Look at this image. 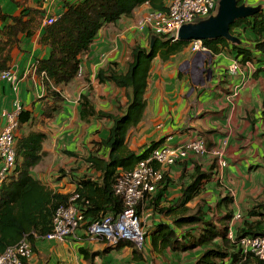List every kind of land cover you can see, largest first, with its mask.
Returning <instances> with one entry per match:
<instances>
[{"label":"crops","instance_id":"obj_1","mask_svg":"<svg viewBox=\"0 0 264 264\" xmlns=\"http://www.w3.org/2000/svg\"><path fill=\"white\" fill-rule=\"evenodd\" d=\"M76 0H26V7L41 9V24L30 36L20 34L18 44L9 55L8 67L19 79L16 90L0 79V130L5 121L3 110L10 111L16 99L22 110L30 113L28 122L14 131V136L35 131L45 134L42 145L44 156L31 173L52 190L62 194L74 190L76 180L83 175L98 177L85 159L97 149L96 143L105 139L112 125L107 118L80 117V98L86 95L93 110L114 116L123 113L129 89L116 87L110 82L100 83L98 71L108 67L125 73L135 47L148 49L154 34L135 29L139 19L152 11L148 4L136 8L129 17H121L114 23L102 26L89 49L80 61L81 75L69 83L59 86L62 100L56 103L57 111L52 118L43 117L46 93L42 76L33 69L36 60L46 59L49 48L40 43L44 20L62 12L65 2ZM171 0H167L169 4ZM246 5L264 7V0H245ZM24 6H17L12 0H0V15L19 16ZM1 17V16H0ZM9 19L0 18V28ZM151 43V45H152ZM206 62H203L206 58ZM235 55L224 48L216 54L193 53L189 44L180 52L163 60L152 59L144 92L145 108L141 121L127 134L130 150L139 152L152 142L163 140L161 145H179L195 138H202L206 146H216L226 140L224 159L227 162L222 172L205 183L203 191L188 206L202 204V210L216 213L217 203L226 196L232 197L229 209L234 214L244 215L253 201L264 193V123L262 103L264 99V74L253 73L246 81L239 95L228 100L232 82L238 80L228 76V67ZM254 72L263 69L259 62L252 63ZM243 70L244 67H243ZM52 88V86H51ZM100 150L99 154H103ZM207 167L206 158H197ZM187 161L160 167L168 177L167 190L159 207H168L181 195L180 188L185 181L182 170L192 168ZM63 171V172H61ZM163 175V176H164ZM155 195V194H154ZM152 195L151 197H154ZM150 197V198H151ZM219 213L226 208L220 206ZM146 241L138 254L133 257V248L121 246L108 248L103 242L87 238L81 229L75 236L62 242L37 239L35 251L26 264H194L202 253L196 248L186 252L165 249L152 251L149 233L159 222L171 223V217L158 214L151 208L141 212ZM178 234L180 230H176ZM148 235V236H147ZM99 252L92 263L86 261L79 249Z\"/></svg>","mask_w":264,"mask_h":264},{"label":"trees","instance_id":"obj_2","mask_svg":"<svg viewBox=\"0 0 264 264\" xmlns=\"http://www.w3.org/2000/svg\"><path fill=\"white\" fill-rule=\"evenodd\" d=\"M12 1L17 6H24V9L19 16L0 15L2 20L9 19V23L0 28V73L9 70V53L18 44V36H30L43 19L42 10L26 7V0ZM245 2L238 0V3ZM143 4H148L152 11H166L168 6L167 0H76L65 2L56 21L44 24L39 41L49 48V55L34 63L35 71L42 76V84L46 88V93L41 98L44 101L43 117L52 118L56 113V103L62 100L56 89L77 76L81 57L102 26L114 23L121 17H129ZM257 7L259 9L253 16L238 20L230 26L231 34L239 40L237 44L217 38L202 41V46L212 54L227 48L240 65L259 62L263 69L258 68L254 73L264 74V7ZM237 28L240 30L239 34L234 32ZM245 35L249 36L248 39ZM153 37V43H150L148 49L135 47L132 50L131 61L125 73L108 67L98 71L96 75L100 83L110 82L116 87L130 90L121 115L96 113L86 95L80 98L82 120L95 116L112 122L107 137L97 142L96 151L85 159L95 173L99 174L98 177L83 175L76 180L71 193L54 191L31 173L44 156L42 145L45 134L31 131L14 138V167L0 185V254L23 238L30 244L31 252H34L35 241L52 231L53 215L59 206L75 204L83 214L86 225L107 214L116 216L124 210L123 200L114 194L116 178L120 173L132 171L138 162L146 159L163 142H152L139 152L130 150L126 142L128 131L142 119L150 63L157 56L166 60L189 44L166 36ZM29 119L30 113L22 110L18 115V126ZM262 122L264 123V99ZM102 149L104 153L99 154ZM203 158L210 159L206 168L193 156L184 160L192 169L189 172L186 168L182 170L181 178L185 183L181 185V195L175 203L159 207L169 180L163 174L154 197L144 199L145 202L137 206L136 212L139 215L143 209L151 208L164 217H171V223L159 222L148 234L152 251L159 253L170 249L174 252H186L200 248L202 253L194 264H264V261L250 253H243L237 246L242 237L264 236V193L253 201L244 215L240 214L238 220L233 219L235 214L229 209L233 203L229 196L217 203L216 213L202 210V204L194 208L188 206L203 191L205 183L224 169L219 170L215 157ZM73 196L77 197L72 200ZM220 206L226 208L225 213L218 212ZM230 227L233 230L232 240L228 238ZM79 229L82 230L81 227ZM176 230L181 233L178 234ZM121 246L132 247L133 257L139 252L132 244L123 241L108 248ZM79 252L91 263L100 255L99 252H90L84 248H80ZM23 264H26L25 259Z\"/></svg>","mask_w":264,"mask_h":264},{"label":"built area","instance_id":"obj_3","mask_svg":"<svg viewBox=\"0 0 264 264\" xmlns=\"http://www.w3.org/2000/svg\"><path fill=\"white\" fill-rule=\"evenodd\" d=\"M219 0H171L166 11H150L142 16L135 25L139 32L149 31L157 36H166L177 40V32L181 26L198 22L215 15ZM56 21L54 16H48L44 24ZM193 53H208L202 46V41L189 42ZM243 67L245 70H243ZM35 70V65L33 67ZM252 63L240 65L236 60L228 67V76L236 82L230 85L228 100L238 97L246 81L253 74ZM81 75L79 68L77 76ZM0 79L12 85L16 90L19 79L11 70L0 73ZM22 106L18 99L12 105L10 111L3 110L1 117L5 124L0 130V185L8 173L13 169L15 162V136L14 131L18 127V115ZM227 141H221L218 146L206 147L202 138H195L179 145H160L153 149L146 159L141 160L130 172L120 173L114 183V194L119 196L124 203V210L116 216L107 214L86 225L83 214L79 208L71 203L68 206H59L53 215L52 231L41 239L62 242L75 236L79 228L87 238L103 242L107 247L114 246L118 241L132 244L137 250H141L146 241V232L143 225L142 214L139 215L136 208L143 204L144 199L150 198L159 188L163 179L162 166H171L179 161H184L191 156L203 158L215 157L219 170L226 167L224 149ZM156 166L158 168H156ZM77 196H73L74 200ZM240 214L233 217L238 220ZM232 224V221H231ZM230 224V225H231ZM228 238L233 239V230L230 227ZM237 246L243 253H250L259 260L264 261V236L242 237ZM31 252L30 244L25 238L16 245L8 247L0 254V264H23Z\"/></svg>","mask_w":264,"mask_h":264},{"label":"water","instance_id":"obj_4","mask_svg":"<svg viewBox=\"0 0 264 264\" xmlns=\"http://www.w3.org/2000/svg\"><path fill=\"white\" fill-rule=\"evenodd\" d=\"M258 9L257 6L238 3V0H219L215 15L181 26L177 32V40L189 43L194 40L223 38L229 43L237 44L239 40L231 34L230 26L238 20L253 16Z\"/></svg>","mask_w":264,"mask_h":264},{"label":"rangeland","instance_id":"obj_5","mask_svg":"<svg viewBox=\"0 0 264 264\" xmlns=\"http://www.w3.org/2000/svg\"><path fill=\"white\" fill-rule=\"evenodd\" d=\"M234 32H235L236 34H239V32H240L239 28L235 29ZM245 37L248 39L249 36H248V35H245ZM206 59H207V57L204 58V59L201 60V61L206 62ZM144 226L146 227V222H144Z\"/></svg>","mask_w":264,"mask_h":264},{"label":"clouds","instance_id":"obj_6","mask_svg":"<svg viewBox=\"0 0 264 264\" xmlns=\"http://www.w3.org/2000/svg\"><path fill=\"white\" fill-rule=\"evenodd\" d=\"M254 73V72H253Z\"/></svg>","mask_w":264,"mask_h":264}]
</instances>
